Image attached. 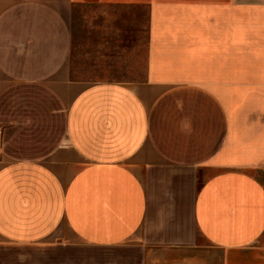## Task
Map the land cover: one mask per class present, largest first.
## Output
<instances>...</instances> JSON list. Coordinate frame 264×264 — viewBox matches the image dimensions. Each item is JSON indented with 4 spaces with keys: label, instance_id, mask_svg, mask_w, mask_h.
Masks as SVG:
<instances>
[{
    "label": "crops",
    "instance_id": "obj_1",
    "mask_svg": "<svg viewBox=\"0 0 264 264\" xmlns=\"http://www.w3.org/2000/svg\"><path fill=\"white\" fill-rule=\"evenodd\" d=\"M0 129V264H264V0H0Z\"/></svg>",
    "mask_w": 264,
    "mask_h": 264
},
{
    "label": "rangeland",
    "instance_id": "obj_2",
    "mask_svg": "<svg viewBox=\"0 0 264 264\" xmlns=\"http://www.w3.org/2000/svg\"><path fill=\"white\" fill-rule=\"evenodd\" d=\"M69 17L74 36L72 57L75 69L80 64V60L84 61L85 58L89 57L90 54H94L95 50L100 47L105 50L108 42H111L110 39H116L118 24L125 23L126 25H132V27L133 24H137L140 27V32L136 43L143 44L145 41V15L135 16L126 13V11L125 14H121L118 8L111 6L79 5L76 6ZM128 35L129 32H127L126 36ZM129 42H131L130 39ZM128 49H125V51H128ZM81 66H83V63H81ZM82 70H84V67ZM82 72L79 73L81 74Z\"/></svg>",
    "mask_w": 264,
    "mask_h": 264
},
{
    "label": "built area",
    "instance_id": "obj_3",
    "mask_svg": "<svg viewBox=\"0 0 264 264\" xmlns=\"http://www.w3.org/2000/svg\"><path fill=\"white\" fill-rule=\"evenodd\" d=\"M0 134H1V129H0Z\"/></svg>",
    "mask_w": 264,
    "mask_h": 264
}]
</instances>
